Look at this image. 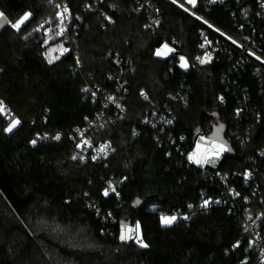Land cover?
Wrapping results in <instances>:
<instances>
[{
	"label": "trees",
	"instance_id": "1",
	"mask_svg": "<svg viewBox=\"0 0 264 264\" xmlns=\"http://www.w3.org/2000/svg\"><path fill=\"white\" fill-rule=\"evenodd\" d=\"M180 1L230 35H253L264 56L256 0ZM56 2L68 5L73 37L55 42L68 52L49 63L53 43L39 23L55 17ZM153 8L162 19L154 31ZM0 11V99L8 106L0 113V264H264L235 207L250 192L236 180L254 169L258 189L248 203L264 230V75L254 64L169 0H0ZM202 31L225 46L197 64ZM164 45L173 51L156 55ZM162 112L169 126L158 121ZM13 118L20 123L6 132ZM216 122L229 146L218 142L221 156L206 161ZM82 129L113 152L82 159ZM219 172L232 175L237 198ZM205 200L210 206L200 208ZM172 215L162 226L161 216ZM137 224L147 247L121 239L123 225Z\"/></svg>",
	"mask_w": 264,
	"mask_h": 264
},
{
	"label": "built area",
	"instance_id": "2",
	"mask_svg": "<svg viewBox=\"0 0 264 264\" xmlns=\"http://www.w3.org/2000/svg\"><path fill=\"white\" fill-rule=\"evenodd\" d=\"M54 1V0H53ZM172 3L176 4L180 8H182L184 11L189 13L191 16L205 24L208 28H210L212 31H214L217 35H219L223 41H225L230 49H233V51L239 56V58L246 63L254 64L257 71H259L261 74L264 75V56H262L258 50V41L256 38L247 33L244 32L241 34L240 37H236L233 35H230L218 27L214 26L210 22H208L203 16L198 14L191 6H189L187 3H184V1L180 0H169ZM248 0H207V4L209 5H216V4H226V3H234L236 6H241L242 3L246 2ZM257 3V13L264 14V0H256ZM56 7L58 8V11L54 18H44L40 21L39 26L43 29L44 35H45V42L46 43H55L58 41H70L72 39V33L70 30V10L68 8V5L65 2H56ZM65 9L67 11H65ZM245 10H248L247 8ZM246 12V11H244ZM243 18H246L247 13L243 14ZM161 16L160 11L156 8L151 9V12L149 13L148 18V27L151 30L157 29L161 24ZM253 32H255L253 30ZM201 38L202 43L200 45V54L196 57V63L202 64L201 61L210 62L213 57L215 56V52L217 49L224 48L225 44H221L219 40H211L205 31L201 32ZM116 55V54H115ZM259 57V59L257 58ZM113 62L118 65L120 62L117 61L116 56L113 59ZM204 63V62H203ZM86 90L89 91V93L93 94V97L95 98L97 96V93L95 92V89L91 87L90 85L86 86ZM143 97L146 98L147 96L143 94ZM0 102H3V105L5 106L6 110L8 109V106L6 105L5 101L3 99H0ZM112 104L116 108L117 111H121L120 104L115 99H110L106 105ZM158 121L160 124L164 127L169 126L172 123V117L169 116L168 112H162L161 115H159ZM31 124H34V121L31 122ZM76 133L81 139H84L87 141L86 144L84 143H78V151L79 155L82 159H91L92 161H96L101 158H105L108 155H110L114 148L112 144L109 141H103L96 145H94L91 142V139L89 137H84L86 133V129L82 130H76ZM107 145V147L104 149V151H100L102 146ZM259 154L264 156V146L259 150ZM194 157L193 154H190L189 157ZM190 162L194 163V159L190 160ZM256 172L253 169H247L242 175V181L239 179L236 180V182L239 181V183L243 186H246L249 188L250 192L249 194H246L243 196L242 201L244 203V207L240 208V204L235 206L240 214V218L242 221V227L243 231L245 233V237L248 238L250 245L255 247L258 252V257L264 261V230L262 229V222L261 217L259 214L254 213L252 208L250 207L249 203L251 199L250 194H255L258 189V182L256 181ZM216 180L219 182L220 185L224 186L225 191L231 196H235L237 198L240 194L239 191H237L236 184H233L232 182V175L228 172H219L214 175ZM235 179V177H234ZM208 201L207 206H203L204 202ZM203 203L200 204V208H208L210 206V200H205ZM134 238V237H133ZM141 240V238L139 239ZM238 243H241V240L237 241ZM139 243V242H138ZM140 244V243H139Z\"/></svg>",
	"mask_w": 264,
	"mask_h": 264
},
{
	"label": "snow or ice",
	"instance_id": "3",
	"mask_svg": "<svg viewBox=\"0 0 264 264\" xmlns=\"http://www.w3.org/2000/svg\"><path fill=\"white\" fill-rule=\"evenodd\" d=\"M188 2L191 3V4H193V6H194L195 3H196V0H188ZM65 11H67V10L65 9ZM30 16H31V13H26V14H24V16L21 17L16 23H13V24H12V27H13V28H16L17 30H19L20 26H21L22 24H24V22L27 21V20L29 19ZM4 23H7V20H6V18L3 17V13H0V26H3ZM165 50H167V52H171V51H173L172 49L168 48L167 45H164L162 49H158V50H157L156 55L159 56V55H164V54H166ZM51 51H54V50H50V52H49V54H48L49 56L51 55ZM64 51H67V49H65ZM257 58L259 59V57H257ZM55 59H58V57H56ZM181 61H182V63H181V67H185V66H186V63L184 62V58H183V57H181ZM48 62H49V63H52L53 61H52V59H49ZM201 62L203 63V62H205V61H201ZM4 112H6V108H5V106L3 105V102H0V113H4ZM19 123H20V121H19L18 119H14V118H13V119L11 120L9 126L5 129V131H6V132H12L13 129L16 128V127L19 125ZM54 139L59 140V139H60L59 134H58L56 137H54ZM32 143L35 144L36 141L33 140ZM85 143H87V141H85ZM106 147H107V145L102 146L101 149H100V151H104V149H105ZM74 159H75V157H74ZM189 159L192 160V159H194V157L190 156ZM196 162H197V163H200L201 161H200V160H196ZM112 191H115V189L113 188ZM104 195H105V196L108 195V190H105ZM137 203H139V201H137ZM208 203H209L208 201H205L203 206H207ZM189 207H191V205H190ZM160 219H161V224H162V226H169V225H171L172 223H174V222L176 221L177 217L174 216V215H173V216H161ZM185 219H187V217H185ZM139 227H140L139 224H137V225H136V231H137V232L139 231ZM131 231H132L131 229H128L127 232L122 231L121 239H122V240H127V239L132 238V237L129 235V233H131ZM138 242L140 243L141 247H147V245L144 244L142 240H139V239H138Z\"/></svg>",
	"mask_w": 264,
	"mask_h": 264
},
{
	"label": "rangeland",
	"instance_id": "4",
	"mask_svg": "<svg viewBox=\"0 0 264 264\" xmlns=\"http://www.w3.org/2000/svg\"><path fill=\"white\" fill-rule=\"evenodd\" d=\"M184 3H186V1H184ZM0 13H2L0 11ZM65 49H67V51H64ZM50 50H54L51 51V55L49 56V52ZM68 52V48L64 47L63 44H57V43H53L51 45H49L47 47L46 50V56L48 59H52V61L56 60L55 58L58 57L60 58L63 54ZM222 154V149L219 146L218 142H212L211 143V151L208 153L206 161H215L216 159H218ZM173 216V215H172ZM175 216V215H174ZM173 224V223H172ZM128 229H131V233H129V235L138 242V239H140V229L137 232L136 231V225L134 226H129V225H123L122 231L127 232Z\"/></svg>",
	"mask_w": 264,
	"mask_h": 264
},
{
	"label": "water",
	"instance_id": "5",
	"mask_svg": "<svg viewBox=\"0 0 264 264\" xmlns=\"http://www.w3.org/2000/svg\"><path fill=\"white\" fill-rule=\"evenodd\" d=\"M225 127L223 124L219 123V122H216L214 125H213V131L212 133L209 135V137L215 141V142H221V143H224L226 144L227 146H229V144L227 143V141L225 140L224 138V134H225ZM197 138V134L195 135V139ZM137 201H139V203H137ZM144 200H139L137 199L133 205L135 207H139L142 203H143ZM123 224H126L123 222Z\"/></svg>",
	"mask_w": 264,
	"mask_h": 264
}]
</instances>
